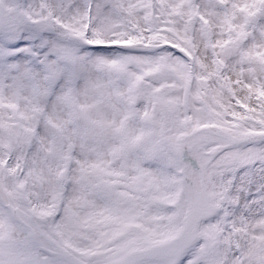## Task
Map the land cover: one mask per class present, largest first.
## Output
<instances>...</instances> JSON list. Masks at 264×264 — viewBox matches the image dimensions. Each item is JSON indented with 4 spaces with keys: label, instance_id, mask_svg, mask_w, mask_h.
I'll list each match as a JSON object with an SVG mask.
<instances>
[{
    "label": "snow or ice",
    "instance_id": "snow-or-ice-1",
    "mask_svg": "<svg viewBox=\"0 0 264 264\" xmlns=\"http://www.w3.org/2000/svg\"><path fill=\"white\" fill-rule=\"evenodd\" d=\"M0 264H264V0H0Z\"/></svg>",
    "mask_w": 264,
    "mask_h": 264
}]
</instances>
